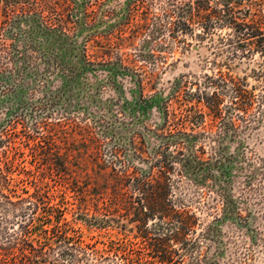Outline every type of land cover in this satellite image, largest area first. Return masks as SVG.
Here are the masks:
<instances>
[{"label": "trees", "instance_id": "trees-1", "mask_svg": "<svg viewBox=\"0 0 264 264\" xmlns=\"http://www.w3.org/2000/svg\"><path fill=\"white\" fill-rule=\"evenodd\" d=\"M79 6L77 0H0L1 48L5 51L8 46L3 36L26 34L24 26L30 25L29 38L36 33L49 40L48 49L69 51L65 64L53 58L54 66L61 67L66 79L88 72L108 73L111 78L123 76L136 85L143 100L150 99L145 91L155 75L139 63L158 61L155 49L164 45L162 39L182 42L190 36L215 43L216 36L229 62L259 55L263 59L260 68L264 69V0H168L157 10L145 0H132L126 8L128 24L135 21L139 10L145 16L144 22L136 25L139 31L134 38L143 44L135 47V55L123 52L112 42L115 32L121 30H100L103 22L113 17L112 12L101 14L92 1ZM225 30V35L217 34ZM3 60L5 57L0 56V77L7 72ZM196 86L190 90L186 83L175 85L171 97L158 107L162 124L146 126L153 139L160 142L153 155L140 135L133 140V158L150 165L145 171L125 160V151L119 145L111 149L107 160L102 151L104 141L97 131L75 118L55 120L50 110L34 106L32 111L44 117L29 127L22 114L12 112L13 118L0 127V213L6 219L19 220L20 230L10 242L12 248H0V264H37L36 260L56 251L61 258L71 259V264H206L200 249L215 227L202 222L183 197L185 193H176V186L183 189L190 180L212 192L214 169L227 180L225 173L230 172L228 163L233 156L228 159L223 154V142L231 134L240 135L264 124V95H255L245 81L222 71L205 75ZM20 110L27 111L25 106ZM104 122L103 132L109 133ZM17 125L23 128L20 132ZM18 144L30 148L33 159L45 162L49 170L57 166L66 169L76 159L92 166L93 190L103 209L121 217L139 241L113 244L110 250L86 244L80 231L65 219V210L53 204L43 188L32 181L35 191L30 193L22 188L26 180L14 177L17 172L30 177L19 163L25 153ZM241 167L245 187L260 207L263 225L259 234L264 233V160L246 153ZM218 188L228 210H232L228 184L221 182ZM206 195L202 193L201 199ZM233 214L241 224L249 223L239 211Z\"/></svg>", "mask_w": 264, "mask_h": 264}, {"label": "rangeland", "instance_id": "rangeland-1", "mask_svg": "<svg viewBox=\"0 0 264 264\" xmlns=\"http://www.w3.org/2000/svg\"><path fill=\"white\" fill-rule=\"evenodd\" d=\"M89 1L96 5L95 10L101 14L113 13V17L103 22L100 30H121L115 32L112 42L119 45L123 52L135 55V47L143 44L140 39L134 38L139 31L136 25L144 22L142 10L137 12L135 21L128 24L126 8L132 0H77L80 6L81 3ZM145 1L157 10L168 0ZM24 29L26 34L16 32L3 36L7 39V50L4 51L0 45V56L5 57L3 69L7 70L4 77H0V127L13 118L12 112L22 114L31 127L44 117L32 111L34 106L45 107L50 110L52 119L75 118L83 126L89 125L97 131L104 141L102 151L107 160L111 157V149L119 145L125 151L122 157L133 162L142 171L149 169L150 165L133 158V140L140 135L145 140L148 153L153 155L160 142L153 139L146 126L162 124L163 116L158 107L171 97L175 85L186 83L190 90H195L196 84L202 83L205 75L214 76L222 71L245 81L248 90L255 95H264V69L260 68L263 59L256 55L251 59L229 62L228 54L223 53L217 45L219 38L216 36L215 43L211 39L197 41L190 36L182 42L162 39L164 45L155 49L160 57L158 61L140 60L139 63L146 66L148 73L155 75L154 81L145 91L150 99L143 100L136 85L123 76L111 78L108 73L88 72L72 80L66 79L61 67L54 66L53 58L60 64H65L69 61V51L63 49L57 52L55 49H48L47 38L39 37L36 33L33 38H29L27 35L30 25H25ZM2 33L0 44L3 42ZM226 33L227 30L218 31L217 34L223 36ZM132 41H135L134 47ZM4 88L10 89L3 91ZM24 106L27 111L21 112L20 107ZM102 121H106L104 123L110 128L109 133L104 134L105 124H101ZM16 127L18 132L23 129L21 125ZM137 142L141 143L140 140ZM223 143V154L228 159L233 156L232 162L228 163L230 172L225 173L227 180L220 175L221 172L214 169L216 178L213 179L212 192L208 188L198 187L190 180L186 181L183 189L176 186L175 191L177 194L185 193L183 197L188 205H191L192 210L207 227H215L210 240L200 249L206 256V264H264V233L259 234V228L262 229L263 225L258 210L260 207L255 205L256 198H251L245 187V176L241 167L246 153L252 152L264 160V124L242 131L240 135L231 134ZM17 146L21 148V153H25L19 163L30 177L28 179L19 172L14 177L17 180H26L22 188H27L30 193L35 191L32 181L43 188L53 199V204H59L65 210V219L80 231L79 236H82L86 244L95 246L98 250H110L109 246L113 244L139 241L136 233L129 230L131 226L121 222V217L112 210L103 209L96 191L93 190L95 180L92 166L76 159V162L71 160L66 169L57 166L55 170H49L45 162L33 159L30 148L20 144ZM207 152L211 153L208 144ZM84 168L88 170H83ZM221 182L227 183L230 189L232 203L229 206L232 210H228L226 200L220 196L218 184ZM19 193L22 194L23 191L20 190ZM202 193L207 194L205 199H201ZM238 211L248 218L249 223L241 224L239 218L233 214ZM215 216L218 217L217 221ZM18 223L19 220L13 221L12 217L6 219L0 213L1 249L13 247L10 242L19 234ZM47 228L48 226L44 227ZM52 244L55 246V241ZM50 253L47 257L36 260V263L71 264V259L61 258L58 251Z\"/></svg>", "mask_w": 264, "mask_h": 264}]
</instances>
